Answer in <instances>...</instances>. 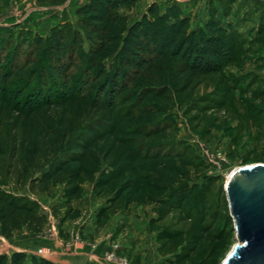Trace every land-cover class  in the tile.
Listing matches in <instances>:
<instances>
[{
    "label": "trees",
    "instance_id": "obj_1",
    "mask_svg": "<svg viewBox=\"0 0 264 264\" xmlns=\"http://www.w3.org/2000/svg\"><path fill=\"white\" fill-rule=\"evenodd\" d=\"M138 1L85 0L73 21L54 25L46 36L30 31L0 37V102L32 123V132L15 137L11 153L33 183L43 189L62 184L70 202L89 182L103 201L96 213L99 225L134 203L153 205L157 218L150 224L158 250L182 261L204 245L218 211L211 183L193 180L205 164L190 145L172 136L170 111L185 104L200 77L229 65L243 67L249 45L264 38V27L248 41L225 23L234 0H210L207 21L195 27L176 2H152L130 21L121 9ZM68 103L81 117L86 111L110 114L79 127L65 110ZM54 108L64 109L56 115ZM5 145L0 143V161ZM171 208L187 213L188 228L155 224ZM46 218L35 199L0 189L5 237L24 228L40 232ZM0 264L56 263L13 251L0 253Z\"/></svg>",
    "mask_w": 264,
    "mask_h": 264
},
{
    "label": "rangeland",
    "instance_id": "obj_2",
    "mask_svg": "<svg viewBox=\"0 0 264 264\" xmlns=\"http://www.w3.org/2000/svg\"><path fill=\"white\" fill-rule=\"evenodd\" d=\"M83 2L0 0V37H17L21 32L30 31L33 35L46 36L54 25L73 21L75 9ZM152 2L155 1L139 0L132 9L121 11L134 21ZM156 2L179 3L190 15L193 27L208 19L210 0ZM223 20L231 22L243 38L253 40L258 29L264 27V0H234L230 15ZM245 58L243 67L229 65L223 72L197 79L185 104L170 111L175 124L172 136L190 145L205 164L200 172L193 173V180L200 185L211 183V197L218 211L217 221L204 245L190 258L179 261L173 253H160L157 231L150 224L152 218H157L153 205L134 203L127 211L118 210L99 225L96 213L103 201L94 195L89 182L84 183L81 196L70 202L62 195V184L43 189L33 183L31 174L22 173L21 164L11 153L15 137L32 132V123L27 115L19 114L3 102H0V143L6 145L0 161V189L35 199L47 218L40 232L24 228L13 231L7 238L0 230V253L21 251L56 264H221L238 242L225 191L226 180L237 167L264 164V38L249 45ZM193 104L196 106L188 107ZM63 109L54 108L53 112L60 115ZM65 110L79 127L110 114L107 110L94 116L86 111L81 117L71 103ZM75 210L80 212L78 217H67ZM190 223L187 213L179 208L169 209L155 222L171 230H185Z\"/></svg>",
    "mask_w": 264,
    "mask_h": 264
},
{
    "label": "water",
    "instance_id": "obj_3",
    "mask_svg": "<svg viewBox=\"0 0 264 264\" xmlns=\"http://www.w3.org/2000/svg\"><path fill=\"white\" fill-rule=\"evenodd\" d=\"M225 191L238 242L221 264H264V164L232 170Z\"/></svg>",
    "mask_w": 264,
    "mask_h": 264
},
{
    "label": "crops",
    "instance_id": "obj_4",
    "mask_svg": "<svg viewBox=\"0 0 264 264\" xmlns=\"http://www.w3.org/2000/svg\"><path fill=\"white\" fill-rule=\"evenodd\" d=\"M152 1H157V0H152ZM199 25H203V24H199ZM199 25H197V26H199Z\"/></svg>",
    "mask_w": 264,
    "mask_h": 264
}]
</instances>
